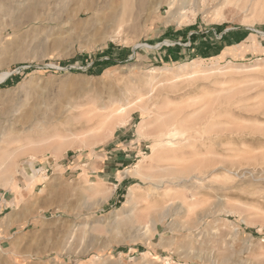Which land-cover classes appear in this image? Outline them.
I'll list each match as a JSON object with an SVG mask.
<instances>
[{
    "label": "rangeland",
    "instance_id": "1",
    "mask_svg": "<svg viewBox=\"0 0 264 264\" xmlns=\"http://www.w3.org/2000/svg\"><path fill=\"white\" fill-rule=\"evenodd\" d=\"M136 4L0 0V264H264V0Z\"/></svg>",
    "mask_w": 264,
    "mask_h": 264
},
{
    "label": "bare ground",
    "instance_id": "2",
    "mask_svg": "<svg viewBox=\"0 0 264 264\" xmlns=\"http://www.w3.org/2000/svg\"><path fill=\"white\" fill-rule=\"evenodd\" d=\"M23 1H26V0H23ZM53 1H55V5L56 6L62 7L63 10H69V11H72V12H75L76 11L77 12L76 14H80L81 12H83V13L84 12L99 13L100 11L103 10L104 7L110 6V5L114 4V0H53ZM119 2H120V4L126 5L125 8H127V6H132L133 3L135 2V3H137L136 5H138L141 8V10H145V9L147 11L148 10H150V11L152 10V11H155V12L158 13L160 11V8L163 5L168 6L172 10L175 7H178L179 5L180 6L183 5L186 2V0H119ZM4 4H6V3H4ZM43 4L44 3H42V5ZM32 7H33V5H32ZM5 9H7V8H5ZM54 10H56V9H54ZM117 114H119V112H116L115 115H117ZM115 115H113L111 117L113 118ZM5 132L6 131L4 130L3 131V134ZM17 134H23V132L22 131H20V132H14V134L12 132V133L6 134L5 136H8V137L11 136V137H13L14 135H17ZM68 134L72 135L73 133H68ZM184 134H185V132L182 131V130H180L178 126H175V127L171 128L168 131H162L161 130V131H159V136H158V139L159 140L157 141L156 146L163 145L164 143L170 144L171 143V139L176 138L179 135H184ZM79 135L82 136L84 134H79ZM86 135H88V134H86ZM63 136H64V133H63ZM8 137L7 138L4 137L5 138L4 140H0V145H3V147L0 146V170H3L4 169V172H5V170H6V172H8L7 165L10 164V161H11V159L13 157H15V156L18 155L17 153H19V151H24V149H22V148L25 146V145H22L23 143L19 141L20 144H21L20 149L17 152L11 151V147H10L12 145V142L10 141L11 140V137H9V138ZM60 137H61V135H58V136L56 135V138H60ZM66 137H68V136H66ZM27 142L29 143V146L31 148H34L35 149L34 151L40 149V147H38L36 149V147H37L36 144L38 142H36L34 140H27ZM33 158H35V156ZM137 173H139L138 169H137ZM9 180L12 181L13 179L12 178H9ZM133 193L130 191L129 197L132 196ZM134 201H135V198H133V200H131V202H134ZM149 224H152V223H148L147 222L142 227V229L145 231V233H144L145 235L148 234L151 231V227H150Z\"/></svg>",
    "mask_w": 264,
    "mask_h": 264
}]
</instances>
